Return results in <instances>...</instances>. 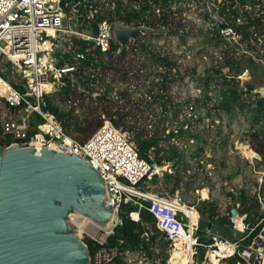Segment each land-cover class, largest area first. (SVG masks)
<instances>
[{
    "label": "trees",
    "instance_id": "obj_1",
    "mask_svg": "<svg viewBox=\"0 0 264 264\" xmlns=\"http://www.w3.org/2000/svg\"><path fill=\"white\" fill-rule=\"evenodd\" d=\"M73 1L65 0V5H70ZM210 1L215 4L217 13L228 23L231 31L239 36L242 52L235 55V49L232 46L224 48L222 43L225 35L209 17L207 9H204L203 17L211 23V35L207 37V40H214L218 50L215 64L205 68L201 75L196 77L200 86V93L197 96L182 98L171 91L174 85H179L183 78L191 73L188 72L187 66L183 65L178 58H173L164 49L141 41L147 34L139 35L138 45L120 47L116 54H113L116 44H112L110 52L103 54L91 44L73 38L72 51L65 53L62 56L63 60L60 59L57 63L58 66L73 65V74L63 75L64 85L54 94L45 95L47 101L45 109L60 122L68 136L79 142H83L94 132L101 125V120L89 119L86 113L77 112L75 105L67 104L64 99L71 98L80 102L86 99L100 104L104 118L118 130L127 132L132 138L140 158L158 167L167 162L170 163L169 170L164 171L161 176L169 196H173L179 190L193 192L201 187L197 181L199 165H196L194 161L199 158V152L203 150L202 146L207 139H212L220 133V126L215 128V135H212L211 129H208L209 127L204 123L206 118L212 119L210 121L212 124L213 114L218 117L220 114L227 117L241 114L248 125L247 132L262 149L259 150L250 141L253 151L248 152L260 155L264 164V155H262L264 153V98L252 93L257 85H263L264 69L260 68L259 79L246 81L242 85L237 78L245 69L250 71L251 76H255L259 69L255 62L261 58L260 50L264 47V1ZM182 2L188 3L186 0H129L128 3L116 0L114 8L110 9V5L104 2L81 1L78 5L77 20L79 29L88 31L85 19L86 8L89 5L97 6L96 15L90 22L93 28L97 19L107 15L110 20H123L132 26L145 25L162 29L167 35L178 36L180 43L184 44L188 32L182 31L178 26H171L172 13L175 11L180 13L183 10ZM201 4L204 8L206 7L203 2ZM93 28L91 31L94 33ZM76 52H82L84 58H74ZM126 52L139 55L151 64L154 78L151 87L146 90V93L139 94L132 101L129 100L135 106L140 105L141 111L148 112L147 123L132 120L123 107L116 106L117 102L109 95L111 85L105 82L106 72L115 74L118 71V60H122ZM203 53L209 57L213 56V53L208 51ZM223 68L227 69L225 73ZM189 70L195 73L194 67ZM55 96L59 98L58 102L54 101ZM189 106L192 109L191 115L188 116L186 110ZM197 125L202 126V134L195 130ZM190 140L192 142L195 140V143L190 144ZM11 141V137L6 136L3 140L0 139V145L6 146ZM143 180L146 178L144 177L138 183L142 189L145 186ZM158 180L157 175H153L150 179L154 185H157ZM228 197L230 205L223 213L219 211L215 201L209 198L195 200L193 197L187 205L196 206L195 209L199 214L197 232L202 242L206 240L202 228L209 226V232L215 227H218L221 232L227 228L232 229L230 209L235 208L238 216H244L243 223L248 227L240 241L239 251H243L264 226V209H261L255 193L245 188L229 192ZM148 204V200L136 195L119 204L120 223L114 226L113 233L105 238L106 244L117 246L118 253L115 258L105 264H126V256L134 252L141 255L142 261H146V264H166L167 255L164 251L168 248L169 241L165 239L164 233L155 227V219L146 208ZM182 208L186 210L189 222L193 223V218H196L193 211L185 206ZM196 210L194 211L197 216ZM130 212H137V221L131 219ZM238 216L233 217V221L240 228L242 221ZM144 232L147 233L146 236ZM82 241L86 244L89 255H92L99 247V244L89 237L82 238ZM207 242L211 243V239ZM262 245L264 246V242ZM203 253L204 250H200L196 255L199 262L202 261ZM224 262L225 264H246L237 253L225 258Z\"/></svg>",
    "mask_w": 264,
    "mask_h": 264
},
{
    "label": "built area",
    "instance_id": "obj_2",
    "mask_svg": "<svg viewBox=\"0 0 264 264\" xmlns=\"http://www.w3.org/2000/svg\"><path fill=\"white\" fill-rule=\"evenodd\" d=\"M60 1L0 0V59L19 74L18 78H12L14 84L0 75V101L3 105L0 112V139L10 136L12 141L8 145L27 144L35 148L37 143L40 149L45 147L83 158L103 179L107 192L104 205L112 203L108 235H111L114 226L120 223L119 204L136 195L149 201L146 208L155 219V227L163 232L165 239L169 241L170 251L174 248L175 241L182 239L193 264V259L200 250H204L206 258L205 251L218 249L220 243L227 254H215L217 263L222 260L225 264L224 259L236 253L243 259L239 246L244 235L239 239L230 240L217 239L210 234L206 237V232H209L207 227L202 228L206 238L202 242L197 232V220L190 223L189 216L182 206L193 208L183 205L177 193L169 198L151 193L147 189L148 185L143 189L138 186L144 177L151 179L153 175L162 176L164 171L169 170V162L158 167L140 158L137 148L131 147L122 135L123 132L115 128L109 120L102 122L83 142L76 141L63 131L60 122L45 109V95L54 94L64 85L63 75L73 74V65H57L60 59L63 60L65 53L72 51L73 38L91 44L103 54L111 51L112 44L117 45L113 54L120 48L113 33L114 21L107 15L97 19L94 28L90 24L96 15L97 6L89 5L86 8L88 31L80 30L77 20L78 5L81 1L104 2L113 9L114 0H74L70 5H65V0H62V6ZM92 28L95 29L94 33ZM224 31L238 37L229 27L220 30L221 33ZM258 44L260 45V42ZM74 58L83 59L84 54L76 52ZM1 71H6L3 65ZM252 93L264 98V85L254 88ZM53 99L55 102L59 100L57 96ZM64 100L67 104L75 105L71 98ZM191 109V106L187 107L188 116L191 115ZM38 117L42 119V123H38ZM255 195L263 208L264 194L260 195L256 191ZM129 216L134 221L138 220L137 212H130ZM144 235L147 233L144 232ZM91 239L96 241L99 247L89 255V264H105L117 256L116 245H108L104 239ZM208 239H211V243L207 242ZM256 242H264V226L253 237L251 244ZM251 244L247 248L254 251Z\"/></svg>",
    "mask_w": 264,
    "mask_h": 264
},
{
    "label": "rangeland",
    "instance_id": "obj_3",
    "mask_svg": "<svg viewBox=\"0 0 264 264\" xmlns=\"http://www.w3.org/2000/svg\"><path fill=\"white\" fill-rule=\"evenodd\" d=\"M116 1V0H114ZM122 3H128L129 0L123 1ZM188 3L182 2L181 7L183 10L179 13L177 11L172 13L173 20L171 21V26H178L182 31L188 32V37L185 39L184 46L180 43L178 36L167 35L166 31L160 30L159 34H148L143 37L141 41L147 44L155 45L164 49L173 58H178L179 61L188 67V72L181 83L177 86H173L172 92L179 94L182 98L185 96L195 97L200 93L199 82L196 80L198 75L204 71L205 68L209 67L211 64H215V59L217 55L218 47L214 45V40H207L210 37L211 23L203 17V11L207 8L202 6V0H186ZM264 1V0H263ZM115 6V2H114ZM175 8V7H174ZM173 8V9H174ZM116 21V20H112ZM170 23V22H169ZM223 34L225 38L223 40L224 48L232 46L235 49V55L242 52L241 45L239 44V36L236 37L229 31H224ZM139 40V39H138ZM131 39H129L126 46L131 44ZM227 43V44H226ZM220 46H222L220 44ZM208 51V53H213L212 57H209L203 51ZM261 58L256 60V65L259 68L256 71L255 76L250 75V71L247 69L243 70L238 76L239 83L242 84L246 81L253 79H259L261 76L260 68L264 69V47L260 50ZM2 65L5 67L6 71L2 72ZM118 71L114 74L113 72H106L105 82L109 83L110 91L109 95L117 102L116 106L127 112L130 118L138 122L147 123L149 119V114L146 111H141V106H135L134 103L129 102L138 97L139 94L146 93L149 87H151L152 80V70L150 68V62L145 60L139 55H135L132 52H126L125 57L118 60ZM195 73L190 71L193 68ZM226 68H223V72H226ZM0 75L3 78L8 79L12 84H14L12 78H18L19 74L12 69L9 64L3 63L0 59ZM264 77V73L262 74ZM245 76V77H244ZM264 85V82L262 83ZM257 85L256 87H260ZM18 89H20L17 86ZM154 91V90H153ZM210 94V93H209ZM212 94V93H211ZM75 101V107L77 112L86 113L89 119L101 120V123L108 121L104 118L102 114V107L96 101H89L83 99V101ZM114 102V103H115ZM67 105V104H66ZM3 110V105L0 101V112ZM212 119H204L208 129H211L212 135H215V128L220 126V133L215 135L212 139H207L205 145H203V150L199 152V158L194 161V163L199 165L198 171V182L200 188L190 191H180L175 192L181 199L183 205L192 207L196 206L187 205L193 197L195 200L199 199H212L215 201L219 211L223 213L227 206L230 205L228 193L231 191H236L240 188H245L252 193L256 191L260 195L264 192V164L261 160L260 155H255L250 141L259 150H262L252 139L248 131V125L245 122L244 117L241 114H235L232 117H227L224 114H220L219 117L213 114ZM202 126L197 125L195 130L202 134ZM128 136L129 141L136 147L132 138L127 132L122 131ZM189 143H195V140L189 141ZM262 152V151H261ZM264 155V153H262ZM200 161V162H198ZM202 163V164H200ZM159 180L157 185L151 183L149 178L144 180V185H148L147 189L153 193L162 195L164 197L172 198L175 196H169L166 192V185L163 182L161 176H158ZM206 196V197H205ZM205 197V198H202ZM191 209L195 214V211ZM261 209H264L261 208ZM196 210V209H195ZM197 212V210H196ZM198 213V212H197ZM199 216V214H198ZM238 216V215H237ZM242 221V229L230 218L232 222V229H224L223 232L219 231L218 227L211 229L210 232H206L205 236H215L217 239H239L240 236L246 234L247 229L245 223H243L244 216H238ZM197 219V216H196ZM67 226L70 231L78 234V237L82 240L84 237L92 238L94 237L97 241L99 239H104L109 234L108 226H97L91 220L80 216L78 213H71L67 218ZM260 245V247H257ZM250 248L244 249L252 251V258L244 257L246 264H262V257L264 252V246L262 243L257 244L252 243ZM171 246L164 251L167 255L165 258V263L168 262L169 252ZM249 250V251H250ZM257 250V251H256ZM207 252V251H205ZM242 256V251H239ZM202 257V261L199 262L197 258L193 259V264H207L206 258ZM143 258L138 253H131L126 256V264H146V261H142ZM158 261V259H157ZM158 264V263H157Z\"/></svg>",
    "mask_w": 264,
    "mask_h": 264
},
{
    "label": "water",
    "instance_id": "obj_4",
    "mask_svg": "<svg viewBox=\"0 0 264 264\" xmlns=\"http://www.w3.org/2000/svg\"><path fill=\"white\" fill-rule=\"evenodd\" d=\"M202 1L216 26L227 29L215 4ZM113 33L124 48L129 39L135 46L140 34L160 30L118 19ZM105 198L103 179L83 158L27 144L0 145V264H89L87 246L68 229L67 217L75 210L104 225L112 215ZM235 216L231 208L230 217ZM242 255L253 256L251 251Z\"/></svg>",
    "mask_w": 264,
    "mask_h": 264
},
{
    "label": "bare ground",
    "instance_id": "obj_5",
    "mask_svg": "<svg viewBox=\"0 0 264 264\" xmlns=\"http://www.w3.org/2000/svg\"><path fill=\"white\" fill-rule=\"evenodd\" d=\"M245 77V76H244ZM41 118L38 117V123H42V119L40 120ZM122 135L124 136V138L127 140V142L129 143V145L131 147H134L136 148L128 139V136L125 134V133H122ZM35 149L36 150H39L40 149V146L39 144H35ZM78 213L80 216L84 217V218H87L89 219L87 216H84L82 214H80L79 212L75 211V210H72L69 215L71 213ZM68 215V216H69ZM196 217V216H195ZM68 218V217H67ZM91 220V219H89ZM197 219L196 218H193V223L196 221ZM92 221V220H91ZM94 222V221H92ZM95 225L97 226H110V223H106L104 225H98L94 222ZM241 226H243L241 224ZM240 226V229H242V227ZM69 229V228H68ZM75 233V232H74ZM108 233V231H107ZM106 233V234H107ZM77 234V233H76ZM78 235V234H77ZM187 249H186V244L184 243V241L182 239H179L178 241H175V244H174V248L169 252V257H168V262L170 264H191L192 262V259H190L188 253L186 252ZM215 254H218V255H226L227 254V251H225L224 249V246L220 243H218V249H215L214 251L212 250H208L207 251V256H206V262L207 264H218L217 261H216V257H215ZM262 264H264V252H263V257H262Z\"/></svg>",
    "mask_w": 264,
    "mask_h": 264
},
{
    "label": "crops",
    "instance_id": "obj_6",
    "mask_svg": "<svg viewBox=\"0 0 264 264\" xmlns=\"http://www.w3.org/2000/svg\"><path fill=\"white\" fill-rule=\"evenodd\" d=\"M206 197V196H205ZM205 197H202V198H205ZM198 218H199V216H198V213H197V222H198ZM209 227V226H208Z\"/></svg>",
    "mask_w": 264,
    "mask_h": 264
}]
</instances>
